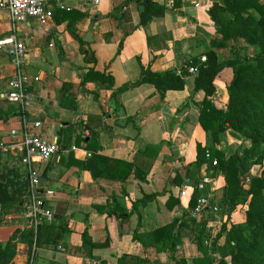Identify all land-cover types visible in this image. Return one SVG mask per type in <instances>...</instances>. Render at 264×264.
Segmentation results:
<instances>
[{
    "label": "crops",
    "instance_id": "0c3cea01",
    "mask_svg": "<svg viewBox=\"0 0 264 264\" xmlns=\"http://www.w3.org/2000/svg\"><path fill=\"white\" fill-rule=\"evenodd\" d=\"M154 1L168 6V11L145 25H140L143 7L137 0H102L96 5L71 0V10L55 8L53 17L45 21L30 18L17 24L8 10L0 9V39L16 35L26 41L28 89L34 95L28 117L17 114L0 119V143L5 145L11 164L24 170L20 157L26 117L28 124L39 121V133L56 141L61 149L49 161L35 158V163L46 178L44 188L54 192L48 204L56 215L65 217L69 230L58 243L42 237L36 248V264H162L169 260L172 250L134 240V232H151L177 219L180 225L190 209V199L179 196V187L187 176H194L190 164L196 160L197 142L206 144L208 140L198 121L201 96L193 90L194 75L186 77L184 90H170L164 97L150 84L131 88L119 95L120 109L111 98V89L95 79L84 81L95 69L111 72L118 87L134 83L141 77L138 58L156 71L175 68L180 73L188 60L205 55L212 49L211 42L219 39L209 9L214 2L224 4V0H177L173 6L166 0ZM13 71L10 58L0 53V102L4 109L20 106L8 102L4 95ZM217 88L222 99L225 90ZM13 129L18 136L11 134ZM96 132L99 135L94 140ZM88 142L93 148L88 149ZM148 144H162L160 154L143 153ZM96 145L103 146L101 153L108 156L136 162L148 171L147 179L132 174L124 185L95 180L79 162L90 157ZM199 174H209L207 165ZM178 175L182 180L174 183ZM208 176L219 201L225 178L220 172ZM164 189L163 195L129 215L132 199ZM208 193V186L200 191ZM170 197L179 202L169 207ZM114 208L117 211L110 214ZM240 211L238 207L231 213L233 222L244 221ZM239 213L242 216L237 218ZM205 214L206 231L213 235L228 221L224 215L213 224L212 215H218L211 211ZM201 219L188 221L181 228L177 255L187 259L203 256L197 244L204 228ZM59 222L57 218L53 223ZM3 223V229L29 225L20 214ZM19 247L27 248L24 244ZM27 260L28 256L21 257L16 264Z\"/></svg>",
    "mask_w": 264,
    "mask_h": 264
},
{
    "label": "trees",
    "instance_id": "16d2710c",
    "mask_svg": "<svg viewBox=\"0 0 264 264\" xmlns=\"http://www.w3.org/2000/svg\"><path fill=\"white\" fill-rule=\"evenodd\" d=\"M137 1L143 7L140 12V25H145L168 11V6L154 0ZM209 14L217 26L219 39L213 40L212 49L205 52L206 61L201 60L203 55L192 57L178 73L175 68L156 71L150 63L144 64L138 58L141 77L134 83L118 87L111 72L95 69L87 73L84 81L95 79L104 88L111 89V98L115 101L116 108L120 109L122 105L119 95L131 88L150 84L164 97L170 90H184L186 77L194 75L193 90L201 96L198 102V121L213 144L210 146L197 142L196 160L190 165L197 169L207 165V169L213 171L211 176H215L217 172L223 174L225 183L222 199L217 201L214 198L212 204L219 205L222 210L229 209L228 221L223 222L216 234L212 235L205 228L207 215H202L200 221L204 228L199 231L197 244L203 256L199 258L187 259L183 255H177V245L182 242L181 228L188 221H196L189 212L185 213L180 225L177 219L151 232L141 234L137 229L134 240H141L168 252L172 250L169 260L162 264H264V170L260 175L250 173L252 166L264 163V147L261 150L264 146V1L224 0V4L214 2ZM249 46H255L257 54L249 55ZM221 49L229 50L231 56L220 59L218 51ZM120 51L121 46L117 55ZM191 66L197 67L195 74L189 73ZM217 87L225 90L222 99L216 96ZM17 114L28 117L27 110H23L21 106H9L7 109L0 106V119L6 120ZM227 131L242 133L251 142V147H245L242 153L236 152L228 156L224 148L218 147ZM98 135L96 132L93 139L97 140ZM92 145L88 142V149L93 148ZM102 149L103 146L96 145L93 154L79 162L82 169L89 171L95 180L106 179L124 185L132 174L138 179H147L148 171L136 162L108 156L101 153ZM161 149L162 144H148L142 152L154 157L160 154ZM207 150H210L211 158L206 156ZM6 151L0 148V225L9 216H23L30 194L28 169L24 167L22 170L12 165ZM59 151L61 152L60 148ZM22 159L23 153L21 162ZM215 159L217 165H213ZM181 180V175H178L174 183H180ZM195 180L198 178L195 177ZM166 191L167 189L151 194L144 193L142 198L132 199L129 215ZM199 195L200 191H197L190 199V208L196 205ZM242 196H245L242 205L244 221L236 223L231 220V213L241 207L238 201ZM177 202L178 199L170 197L169 207ZM116 211L117 208H114L109 213ZM56 217L60 219L59 223L44 224L37 233L32 227H20L21 229H16V235L8 238L0 236V264L14 262L18 240L28 246L29 258L25 264H34L31 258L35 257L42 237L51 243H58L69 230L65 218L59 215ZM230 221V226H227ZM145 238L148 239L147 242L144 241ZM208 239L211 240V247L207 248L205 244ZM93 246L99 247L101 244L93 243Z\"/></svg>",
    "mask_w": 264,
    "mask_h": 264
},
{
    "label": "built area",
    "instance_id": "2783aa9c",
    "mask_svg": "<svg viewBox=\"0 0 264 264\" xmlns=\"http://www.w3.org/2000/svg\"><path fill=\"white\" fill-rule=\"evenodd\" d=\"M71 0H0V9L8 10L14 24L26 21L30 18H35L40 21L52 18L55 8L71 10L69 4ZM80 2H89L99 4L102 0H75ZM177 0H166L169 6H173ZM26 41L18 38L16 35H9L0 39V53L7 55L13 65L14 71L8 80V90L4 94L5 98L11 103L20 105L23 110H27L30 103L34 99V95L29 91V75L26 71V56H27ZM201 60L204 62L207 57L203 55ZM189 73L195 74L198 69L196 66H191ZM25 116V115H24ZM22 128V163L29 171V202L23 212V216L29 222L37 233L41 226L47 223H53L57 220L54 209L48 204V197L54 196L52 189L44 188L41 185V176L39 168L36 165L35 158L43 161H49L58 151L59 144L55 141H49L43 137L38 128L41 123L35 122L28 124L26 117ZM11 134L18 136L17 130L13 129ZM6 149L5 146L1 147ZM73 149H78L74 146ZM66 151V150H65ZM206 156L211 158L210 150L206 151ZM213 165H217V160L213 161ZM209 184L210 193L199 195L197 203L189 209V214L193 218H201L208 211L219 215L221 207L213 205L214 186L212 179L206 174H199L197 181L191 178H185L184 183L179 187V196L181 198L191 199L195 192L203 190ZM43 188V193L39 190Z\"/></svg>",
    "mask_w": 264,
    "mask_h": 264
},
{
    "label": "rangeland",
    "instance_id": "374dc122",
    "mask_svg": "<svg viewBox=\"0 0 264 264\" xmlns=\"http://www.w3.org/2000/svg\"><path fill=\"white\" fill-rule=\"evenodd\" d=\"M214 31L217 32V26L216 25L214 27ZM248 51H249V55L253 56V55L257 54V51L258 50H257V48L255 46H249ZM218 54H219V58L222 59V60L227 59V58H229L231 56L230 51L227 50V49L221 50V52L219 51ZM220 91H221V89L217 88V91H216V95L217 96H220ZM8 102H10V101L8 100ZM2 105H3V103L0 102V106H2ZM206 136L208 137V140H207V143L206 144L212 146L213 143L211 141V138L209 137V135L207 133H206ZM2 146H5V145H3V143H0V148ZM218 147L219 148H224L226 154L229 156V155L235 154L236 152H241L242 153V151L244 150L245 147H251V142L242 133H236V132H232V131H227L224 134V136H223V142L220 145H218ZM263 147L264 146L261 147V150H263ZM191 166H192V170L190 171V173L192 175H194V176L193 177L187 176L186 178H191V179L192 178L194 179L195 177L196 178H199V171H200V169H197L194 165H191ZM263 170H264V163L263 164H256V165H254V166L251 167L250 173L253 174V175H260L263 172ZM212 172L213 171L211 169L208 170V173L210 175H211ZM194 181H196V180H194ZM207 186L209 187V184H207L206 187ZM200 195H202V194H200ZM238 202H240V205H241L240 208H241V211H243V214H244V209H243V206L242 205L245 202V196L240 197V199H239ZM221 210H222V208H221ZM228 210L223 208L221 214L219 213L218 216H214V214H213L212 216L214 218H213V220H211L213 222V224H215L217 222V219H222L224 217V213H226V215H227L228 214ZM240 216H242V213L241 214L239 213V215L237 216V218H239ZM9 218H10V216L7 219H9ZM242 219H244V215H243ZM194 220H196V219H194ZM4 224H6V223H2L0 225V235L1 236L8 238V237H10L12 235H16V232H17L16 229L17 228H15V229L14 228L3 229ZM25 227L28 228L30 226L28 224L27 225H24V226H21V228H25ZM18 236H19V234H18ZM207 241L208 242H207V244H205V246L206 247L207 246L208 247H211V242H210L211 240L208 239ZM21 244L22 245L23 244L26 245L22 241H19V240L17 241V254H16V257H15L16 259H14V263L13 264H16L20 260L21 257H24V256L27 257L28 256V246L26 245L27 248L26 247L25 248H20L19 246ZM28 258H29V256H28ZM31 259H32V262H34V264H36L37 255H35V257L33 256ZM25 263H23V264H25Z\"/></svg>",
    "mask_w": 264,
    "mask_h": 264
},
{
    "label": "water",
    "instance_id": "95a60500",
    "mask_svg": "<svg viewBox=\"0 0 264 264\" xmlns=\"http://www.w3.org/2000/svg\"><path fill=\"white\" fill-rule=\"evenodd\" d=\"M56 156H58V152L55 154V157H56ZM40 180H41V185L43 186L44 183H45V181H46V178H45L44 176H41ZM39 192H40V193H43V188H41V189L39 190Z\"/></svg>",
    "mask_w": 264,
    "mask_h": 264
}]
</instances>
